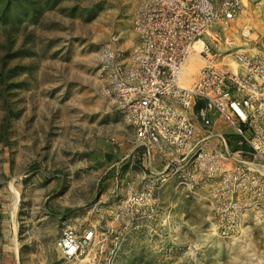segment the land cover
Listing matches in <instances>:
<instances>
[{
	"label": "rangeland",
	"instance_id": "1",
	"mask_svg": "<svg viewBox=\"0 0 264 264\" xmlns=\"http://www.w3.org/2000/svg\"><path fill=\"white\" fill-rule=\"evenodd\" d=\"M140 1L0 0V264H264V213L226 239L174 182L153 215L126 207L143 168L98 64L111 36L130 44ZM243 22L264 35V9ZM65 230L94 234L76 260L56 246Z\"/></svg>",
	"mask_w": 264,
	"mask_h": 264
},
{
	"label": "built area",
	"instance_id": "2",
	"mask_svg": "<svg viewBox=\"0 0 264 264\" xmlns=\"http://www.w3.org/2000/svg\"><path fill=\"white\" fill-rule=\"evenodd\" d=\"M255 7L264 0H141L130 44L113 35L101 45L104 95L143 168L140 188L127 189L131 212L153 215L174 182L208 201L226 239L264 213V35L243 22ZM93 239L65 230L56 246L76 260Z\"/></svg>",
	"mask_w": 264,
	"mask_h": 264
}]
</instances>
